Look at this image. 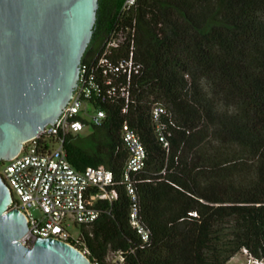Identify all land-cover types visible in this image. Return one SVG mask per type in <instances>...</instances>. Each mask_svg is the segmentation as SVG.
Segmentation results:
<instances>
[{
  "label": "trees",
  "instance_id": "trees-1",
  "mask_svg": "<svg viewBox=\"0 0 264 264\" xmlns=\"http://www.w3.org/2000/svg\"><path fill=\"white\" fill-rule=\"evenodd\" d=\"M124 2L98 0V33L81 63L115 22L134 18L143 66L128 110L121 97L101 102L104 124L65 142L76 168L104 165L114 175V199L81 226L89 258L111 264L107 252L119 250L124 264H225L243 248L264 258V0H136L121 15ZM101 8H111L103 20ZM156 100L174 121L164 117L165 140L151 117ZM124 118L146 150L133 180L147 241L129 217Z\"/></svg>",
  "mask_w": 264,
  "mask_h": 264
},
{
  "label": "built area",
  "instance_id": "built-area-1",
  "mask_svg": "<svg viewBox=\"0 0 264 264\" xmlns=\"http://www.w3.org/2000/svg\"><path fill=\"white\" fill-rule=\"evenodd\" d=\"M135 1L125 0L121 15L134 9L128 7ZM142 66L136 58L135 19L128 22L118 20L97 50L81 63L77 84L53 125L47 122L36 135L23 142L13 157L3 161L0 173L12 193L8 208L18 207L28 223L27 231L20 238L23 243L31 245L36 236H54L88 255L86 236L81 226L93 222L100 215L104 201L114 199V175L104 165L88 164L81 169L76 168L68 159L66 138L69 133L80 132L84 128L88 123L85 116L90 117L93 126L104 124L107 113L101 104L103 101L121 97L124 99L122 112H126L132 100L131 81L142 71ZM94 98L100 101L97 105L91 100ZM150 112L160 139L165 140L164 117L174 122L170 110L162 101L156 100ZM120 134L128 154L122 179L132 202L130 222L147 241L149 229L139 216L133 180L135 172L145 165V146L136 129L125 118L120 124ZM32 206L42 211L41 217L33 214ZM71 222L80 226L77 236L68 229ZM106 259L111 264H124V255L119 250H109ZM256 260L261 261L259 258Z\"/></svg>",
  "mask_w": 264,
  "mask_h": 264
},
{
  "label": "water",
  "instance_id": "water-1",
  "mask_svg": "<svg viewBox=\"0 0 264 264\" xmlns=\"http://www.w3.org/2000/svg\"><path fill=\"white\" fill-rule=\"evenodd\" d=\"M98 0H0V160L53 122L77 84L91 39ZM9 185L0 173V264H95L54 236L20 238L25 214L8 208Z\"/></svg>",
  "mask_w": 264,
  "mask_h": 264
},
{
  "label": "rangeland",
  "instance_id": "rangeland-1",
  "mask_svg": "<svg viewBox=\"0 0 264 264\" xmlns=\"http://www.w3.org/2000/svg\"><path fill=\"white\" fill-rule=\"evenodd\" d=\"M88 109L91 111L92 108L90 105H88ZM88 119V123L84 126V128L80 131L82 134H87L93 130V125L90 122V117L85 116ZM3 163H0V171L3 167ZM31 211L36 217H41L42 216V211L36 207L32 206ZM69 231L74 235L77 236L80 231V226L78 224H75L74 222H71V224L68 226ZM257 258L254 256L250 255L246 249H242L238 251L236 254H234L230 259L227 260L225 264H264V259H261V261H257Z\"/></svg>",
  "mask_w": 264,
  "mask_h": 264
},
{
  "label": "flooded vegetation",
  "instance_id": "flooded-vegetation-1",
  "mask_svg": "<svg viewBox=\"0 0 264 264\" xmlns=\"http://www.w3.org/2000/svg\"><path fill=\"white\" fill-rule=\"evenodd\" d=\"M110 9H111V8H101V9H100V11H99V15H100V17L102 18V20L107 18ZM95 22H97V12H96V20H95ZM101 23H103V22L100 21L99 25H100ZM94 24H95V23H94ZM96 25H97V23H96ZM97 33H98V30L95 29V28H93V32H92L91 39H92V38L94 37V35L97 34ZM91 39H90V40H91ZM89 42H90V41H89ZM87 46H88V45H87ZM86 48H87V47H86ZM90 49H91V48H90ZM3 161H4V160H3Z\"/></svg>",
  "mask_w": 264,
  "mask_h": 264
}]
</instances>
